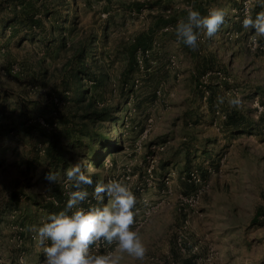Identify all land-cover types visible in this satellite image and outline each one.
I'll return each instance as SVG.
<instances>
[{
	"label": "rangeland",
	"instance_id": "rangeland-1",
	"mask_svg": "<svg viewBox=\"0 0 264 264\" xmlns=\"http://www.w3.org/2000/svg\"><path fill=\"white\" fill-rule=\"evenodd\" d=\"M188 6L227 11L195 49L176 35ZM261 11L0 0V264H44L36 226L65 209L79 160L93 178L84 207L112 179L136 195L147 251L121 264H264V36L242 23Z\"/></svg>",
	"mask_w": 264,
	"mask_h": 264
},
{
	"label": "clouds",
	"instance_id": "clouds-1",
	"mask_svg": "<svg viewBox=\"0 0 264 264\" xmlns=\"http://www.w3.org/2000/svg\"><path fill=\"white\" fill-rule=\"evenodd\" d=\"M226 16L227 11L222 7L210 8L205 15L194 6H188L186 18L177 23V38L195 49L200 33L206 30V35L213 37ZM242 23L244 28L254 29L259 36H264V11L254 18L246 15ZM220 99L223 102V98ZM238 102V99L230 101L233 105ZM65 175L71 182L69 187L74 189L68 194L65 209L50 213L36 226L39 242L44 245V264H121L124 253L143 259L147 248L134 227L137 198L130 185L124 179L97 183L94 194L101 203L84 207L83 202L89 197L84 186L93 184L92 176L86 174L82 160L72 164ZM46 178L56 181L57 175L50 171ZM100 242L114 248L100 251Z\"/></svg>",
	"mask_w": 264,
	"mask_h": 264
}]
</instances>
